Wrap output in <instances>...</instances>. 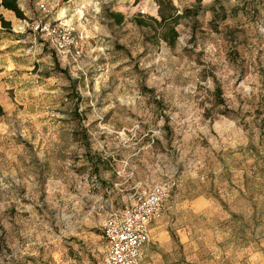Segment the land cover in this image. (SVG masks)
Instances as JSON below:
<instances>
[{
  "label": "rangeland",
  "instance_id": "obj_1",
  "mask_svg": "<svg viewBox=\"0 0 264 264\" xmlns=\"http://www.w3.org/2000/svg\"><path fill=\"white\" fill-rule=\"evenodd\" d=\"M173 1L169 45L134 21H159L156 0H101L98 32L73 21L78 58L30 30L68 0H18L25 19L0 8V125L15 130L0 134V264H99L97 225L163 181L147 264L264 262V0H202L195 15Z\"/></svg>",
  "mask_w": 264,
  "mask_h": 264
},
{
  "label": "built area",
  "instance_id": "obj_2",
  "mask_svg": "<svg viewBox=\"0 0 264 264\" xmlns=\"http://www.w3.org/2000/svg\"><path fill=\"white\" fill-rule=\"evenodd\" d=\"M43 12H47L43 4L39 5ZM30 30L43 37L54 51L61 56L78 58L82 51L76 47L72 31H66L61 21H35L31 23ZM157 187L159 191H157ZM173 183L163 181L144 191L135 204L126 209H119L109 213L104 221L110 226H103L102 234L106 242V252L99 264H144L142 248L149 241V225L159 220L163 215V208L168 199ZM121 233L123 237L121 238ZM144 239L141 240L140 237ZM135 239L136 244L131 241ZM137 253V256H132Z\"/></svg>",
  "mask_w": 264,
  "mask_h": 264
},
{
  "label": "clouds",
  "instance_id": "obj_3",
  "mask_svg": "<svg viewBox=\"0 0 264 264\" xmlns=\"http://www.w3.org/2000/svg\"><path fill=\"white\" fill-rule=\"evenodd\" d=\"M101 0H68V3L70 5H73L72 8L69 7H61L59 12L57 13L56 19L61 21V26L66 30L69 31L71 30L73 21H81V23L79 24V27L81 29H83V31L85 32V34H92L95 32H98L100 30V26H99V19H98V13H100L101 9L99 7ZM60 3V0H54V2L51 4L52 8H56L57 5ZM233 3H236V0H233ZM69 12H71V15H69ZM264 31V30H262ZM104 79L106 80L107 77L105 76ZM99 91V88L97 89ZM117 98L123 103V97L122 96H117ZM129 102H131V98H129ZM115 107L114 104H109L108 108H113ZM108 109L106 108L105 111H107ZM22 134H27V129L26 128H22ZM109 131H115L114 128L110 127ZM126 131L127 132H132V135L135 136V130L132 128H125L123 130H120L116 133V135L119 137V139L123 142H127L129 140V137L126 135ZM0 134L2 135H7V136H12L15 135V130L9 132L8 131V126L7 125H0ZM145 135H147V133H145ZM156 135H159L158 133H156ZM234 146V143H233ZM41 152L37 151V155H40ZM121 176L124 175L123 172L120 173ZM193 176L196 175L195 172L192 173ZM27 183V181H26ZM157 191H159V188L157 187L156 189ZM86 194V193H85ZM80 204L81 201L78 199L72 200V206L74 209H76V215L77 216H81V210H80ZM33 215H35V213H33ZM90 214L88 216H83V218L80 220V224H85V223H91L92 221L89 218ZM97 226H110L108 224H105L104 221H101ZM45 228H47V225H45ZM72 233L66 232L65 235H71ZM121 238H125L123 237L122 233H121ZM39 239V237H38ZM141 240L144 239L143 236L140 237ZM73 244H75V242H72ZM132 244H136L137 241L135 239H133L131 241ZM260 248H264V241H261L260 243ZM147 250V246L145 247V249L140 250L141 252L146 251ZM259 253V252H258ZM132 256H137V253H132ZM141 259L143 258L142 256L140 257ZM85 264H87V260L85 258ZM129 264H133L132 261H129Z\"/></svg>",
  "mask_w": 264,
  "mask_h": 264
},
{
  "label": "trees",
  "instance_id": "obj_4",
  "mask_svg": "<svg viewBox=\"0 0 264 264\" xmlns=\"http://www.w3.org/2000/svg\"><path fill=\"white\" fill-rule=\"evenodd\" d=\"M156 3L158 5L157 13L160 18L159 21L151 17L150 18L151 23H147L145 21V18L142 16L135 17L134 21L139 26L149 27L152 26L153 24L158 25L159 28L162 30L161 39L164 42L168 43L169 45H172L177 37V31L175 29V25L177 18L179 17L177 14L178 9L174 4L173 0H156ZM201 3L202 0H195V6L192 9H186L185 14L187 15L197 14L199 9L201 8ZM0 8L12 12L15 15V17L18 19H25L24 12L20 9L18 5V0H0ZM108 16L118 24H120L123 19V15L121 13L110 12ZM11 29H12L11 23L5 20L3 15L0 13V31L9 33L11 32ZM56 69H58V65H56ZM59 71L65 74L64 70H59ZM93 170H95L94 171L95 173L97 172L96 167H93Z\"/></svg>",
  "mask_w": 264,
  "mask_h": 264
},
{
  "label": "crops",
  "instance_id": "obj_5",
  "mask_svg": "<svg viewBox=\"0 0 264 264\" xmlns=\"http://www.w3.org/2000/svg\"><path fill=\"white\" fill-rule=\"evenodd\" d=\"M163 212H164V208H163ZM158 220H156V221H153L152 223H150V225H149V241L144 245V247L142 248V249H145V246L150 242V237H151V234H152V232H153V230L155 229V223L157 222ZM106 252V251H105ZM142 262L144 263V264H147L145 261H144V251L142 252ZM260 264H264V262H261Z\"/></svg>",
  "mask_w": 264,
  "mask_h": 264
}]
</instances>
